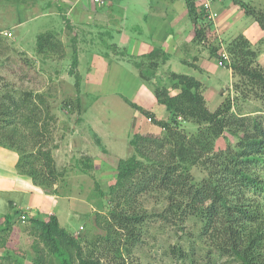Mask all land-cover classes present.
<instances>
[{"label":"rangeland","instance_id":"rangeland-1","mask_svg":"<svg viewBox=\"0 0 264 264\" xmlns=\"http://www.w3.org/2000/svg\"><path fill=\"white\" fill-rule=\"evenodd\" d=\"M80 1L85 2L74 0V3ZM239 1L264 11V0ZM113 3L107 19L88 11L91 15L86 13L74 20L73 16L77 15L74 11L78 9H71L67 14L69 7L66 8L62 0H0V98L11 95L20 99L24 94H31L42 112L36 120L40 132L37 137L32 136L27 127L23 129L22 116L15 119L17 124H14L21 129L24 138L22 141L17 137L13 145L7 141L5 125L0 121V226L5 216L11 218L13 227L7 240L20 252L14 255L22 264H31L34 260L32 248L37 236L28 227L27 218L25 221L19 218L20 214L42 219L53 214L84 250L95 249V255L103 256L104 260L117 257L98 248L96 237L102 232L93 226V218L98 216L96 224L103 226L112 206L107 193L116 177L117 161L136 155L129 144L134 135H163L154 119L165 121L169 114L156 102L154 89L157 85L168 86L167 71L200 79L210 112H214L227 95L234 97L233 85L239 82L238 78L233 76L232 80L230 69L217 65V56L202 61L208 73L198 78L182 62H191L194 55L184 49L171 54L169 67L160 66L157 78L141 79L132 57L123 47L137 40L142 44L134 53L145 52L149 44L155 45L166 38L171 17L180 16L183 10L168 5L166 0ZM213 11L217 14L214 21L203 17L208 26L209 49L215 48L218 54L223 50L229 56L228 43L238 36L246 37L258 56L261 55L257 63L264 68L263 32L253 18L246 16L233 0H216ZM157 15L165 19L160 21ZM44 33L53 35L63 52L39 54L36 39ZM74 75L79 77L78 87ZM126 101L153 113V120L149 121L148 115ZM235 112L262 116L264 100L252 93L247 99L236 100ZM197 129L191 121H180L178 130L192 137ZM234 143V137L225 133L215 141V150ZM40 149L49 152L53 160L55 180L27 172L28 164L38 165L35 154ZM23 162L28 163L23 166ZM191 173L196 182L204 178V172L198 167L192 168ZM40 179L53 184L42 185ZM167 206L166 196L158 191L143 194L132 203L131 207L144 211L146 218L135 245L129 246L125 236L118 237L123 263L233 264L230 257L214 249L208 237L200 236V219L178 222L173 215L160 217ZM16 211L19 212L17 218L14 217ZM179 248L185 254L183 260L177 256ZM5 252L0 250V256ZM43 254L47 256V264H58L46 250ZM114 260L116 264L121 263L118 257Z\"/></svg>","mask_w":264,"mask_h":264},{"label":"trees","instance_id":"trees-1","mask_svg":"<svg viewBox=\"0 0 264 264\" xmlns=\"http://www.w3.org/2000/svg\"><path fill=\"white\" fill-rule=\"evenodd\" d=\"M184 2L194 27L195 40L207 44L208 26L204 24L200 3L197 4L196 0ZM233 2L259 25L264 43V11L255 10L239 0ZM226 50L230 58L228 68L239 81L233 85L234 97L227 95L217 109L210 112L198 80L189 75L167 72L168 86L157 85L154 89L156 102L169 114L165 121L154 119L163 135H134L129 144L136 155L117 161L116 177L107 193L112 206L103 226L96 224L98 216L93 218V226L102 232L96 237L98 248L116 255L121 260L118 264H125L118 237L125 236L129 246L135 245L146 218L144 211L131 207L132 203L150 191L166 196L168 206L160 217L173 215L178 222L200 219V236L208 237L214 249L230 257L233 264H264V115L235 112L236 100L247 99L252 93L264 100V68L257 63V52L243 36L232 39ZM36 51L46 54L63 52V49L53 35L44 33L36 39ZM209 52L218 58L215 48L211 47ZM168 58L169 55L157 47L148 54L132 57L139 77L146 81L157 78L159 67ZM73 62L74 66L76 62ZM74 78L78 87L79 77L74 75ZM34 101L31 94H24L20 99L11 95L0 98V121L11 127L4 126L3 130L7 131L5 137L12 145L17 137L22 141L24 138L21 129L14 124L19 116L23 117V129L27 127L34 137L40 134L36 120L42 112ZM126 102L153 120L152 113ZM180 121L195 123L198 126L196 134L187 137L180 132ZM225 133L234 137L235 143L215 150V141ZM26 138L30 140L28 136ZM35 158L40 167L32 162L28 164L27 172L31 176L41 175L55 180L49 152L40 149ZM27 163L23 162V166ZM197 167L204 172V178L198 182L191 173V169ZM46 179H40V182L50 187L53 183ZM18 214L16 211L14 217L17 218ZM26 221L37 236L32 248L35 258L31 264H47L45 250L58 264H116L114 259L117 257L112 258L113 261L104 260L103 256L95 255V249L84 250L81 243L59 225L55 215H48L45 219L31 216ZM12 227L11 218L5 216L0 226V250L6 252L0 256V262L22 264L14 255L20 252L7 240ZM176 253L180 260L185 258L180 248Z\"/></svg>","mask_w":264,"mask_h":264},{"label":"crops","instance_id":"crops-1","mask_svg":"<svg viewBox=\"0 0 264 264\" xmlns=\"http://www.w3.org/2000/svg\"><path fill=\"white\" fill-rule=\"evenodd\" d=\"M114 1H117V0H114ZM114 1L109 0L108 4L104 7L92 6L90 4H86L85 2H81V1L75 4L74 0H62V3L67 6L66 8L69 7L67 14L71 13V12H69V10L71 11V9H74V10L78 9L77 11L73 10L74 12H77L76 17L73 16L74 20H76V19L79 20V18H82V16H85L86 13H89L88 11H92V12L94 11L95 16H97L98 18L107 19V16L109 15V14H107V12L110 9H112V5L114 4L113 3ZM159 1L164 2L165 0H159ZM166 1H167L168 5L169 4L176 5V7H179L180 9L183 10L182 14L180 16L179 15L177 16V14H176V16L171 17L170 24L168 25V28H167L169 33L167 34L166 38L160 42H156L155 45L149 44L150 46L143 53H134V52L138 51V48L142 44L137 40H133L132 43L123 47V50H125V52L128 56L138 57V56L143 55V54H148L149 52H151L156 47L160 48L163 52H165L166 54L169 55L167 62L162 67H164V66L169 67L168 63H169L171 54H173V52H177L178 50L184 49L188 53H191L194 55L192 56L193 58L191 59V62L190 61H184V60L182 62L184 64H187L193 70V72L195 74H197L198 78H201V76H203L205 73H208L207 67L205 68L206 65H204L202 63V61H205L206 57L209 59H212V58L214 59V57H212L210 55V53H208L209 48H208L206 43H204L202 41L198 42L197 40H195L194 33H193L194 27H193V24H192L189 16H188L187 8H186L184 0H166ZM90 15L88 17H90ZM157 16L159 17L160 21L165 19V17H162L160 15H157ZM157 28H164V27H157ZM191 35H193V36H191ZM120 36H122V35H120ZM149 36L152 40L153 34L151 33V35H149ZM189 38H190V40H189ZM117 48H119V47H117ZM260 57H261V55L258 56L257 59H259ZM259 63H261V62H259ZM261 66H262V64H261ZM167 72H173V71H167ZM229 74L231 76V79L233 80V75H232L231 70H229ZM194 78L202 84V86H203V93L202 94H203L204 100L206 102L205 95H204V88H205L204 84L200 79H197L196 77H194ZM12 206L15 208L16 205L14 203H12ZM49 215H53V214H49Z\"/></svg>","mask_w":264,"mask_h":264},{"label":"built area","instance_id":"built-area-1","mask_svg":"<svg viewBox=\"0 0 264 264\" xmlns=\"http://www.w3.org/2000/svg\"><path fill=\"white\" fill-rule=\"evenodd\" d=\"M82 1H87L97 7H103L106 6L108 4L109 0H82ZM216 0H201L200 2V7H201V12L203 13L204 17L209 20V21H214L215 18L217 17L216 12L213 11V3ZM7 35V34H5ZM230 64L229 62V56L226 54L225 51H221L218 54V58H217V65L220 67H228ZM149 121H151L150 119H148ZM19 218L23 221L26 220V218H28V216L20 214Z\"/></svg>","mask_w":264,"mask_h":264}]
</instances>
